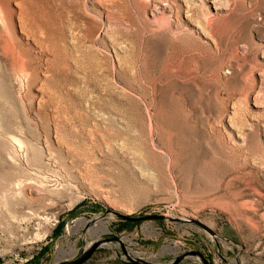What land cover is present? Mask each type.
<instances>
[{"label": "rangeland", "instance_id": "374dc122", "mask_svg": "<svg viewBox=\"0 0 264 264\" xmlns=\"http://www.w3.org/2000/svg\"><path fill=\"white\" fill-rule=\"evenodd\" d=\"M2 1L0 264H264V0Z\"/></svg>", "mask_w": 264, "mask_h": 264}, {"label": "water", "instance_id": "95a60500", "mask_svg": "<svg viewBox=\"0 0 264 264\" xmlns=\"http://www.w3.org/2000/svg\"><path fill=\"white\" fill-rule=\"evenodd\" d=\"M116 215L124 221H146V220H168V219H173L168 216L162 215V214H144V215H139V216H132L128 214H123V213H118L116 212ZM98 217H95L89 221H87L86 225H84V231L83 235L85 237L86 230L93 225V222L97 220ZM188 221L193 222L194 224L198 225L201 227L203 230H205L208 234H210L212 237H217V233L212 230L210 227H208L206 224L196 220V219H189ZM111 241H117L120 243V246L124 252V255L126 256L127 260L126 262H130L131 264H155L152 263L151 261L142 259V258H134L132 257L127 250L125 249V246L121 239L117 236H108V237H103L96 239L92 242L86 243L83 248L81 249L80 253L77 255V257L73 259H61L58 261H55L52 264H84L87 262L93 255L94 253L103 246L104 243L106 242H111ZM190 256H197L199 257L203 264H210L206 258L203 256V254L199 250H189L186 252H183L182 254L176 255L172 261H170L168 264H180L186 257Z\"/></svg>", "mask_w": 264, "mask_h": 264}, {"label": "bare ground", "instance_id": "6f19581e", "mask_svg": "<svg viewBox=\"0 0 264 264\" xmlns=\"http://www.w3.org/2000/svg\"><path fill=\"white\" fill-rule=\"evenodd\" d=\"M10 14L7 13L6 7L3 3L2 0H0V28L1 30L4 32V34L0 33V40H2L4 43L8 44V50L10 51L11 54V60H12V64L13 67L15 69V71L20 75V79H25L26 81L29 80L32 76V70L29 69L27 62L25 63L24 59H23V55L20 51L21 49V44H20V40L15 37L12 36L11 33L8 31L7 29V17H9ZM21 18V15H20ZM21 30L23 31L26 30L27 32H29L30 34H32V27L29 26V24L21 21ZM30 57V55H29ZM28 60L30 61V58H28ZM25 83V82H24ZM33 149V148H32ZM35 157V154L33 152V159ZM17 184H15V186H17ZM13 187L11 186H7V188H3L1 194L2 197L5 196V194L11 190L12 191ZM97 220H95L93 222V227L91 228L90 232L92 234H98V233H108V227L105 223L103 222H97ZM97 222V224H95ZM87 221L86 220H81L78 226H84L86 225ZM76 227V228H77ZM73 229V228H72ZM74 231V230H73ZM61 251V250H60Z\"/></svg>", "mask_w": 264, "mask_h": 264}, {"label": "trees", "instance_id": "16d2710c", "mask_svg": "<svg viewBox=\"0 0 264 264\" xmlns=\"http://www.w3.org/2000/svg\"><path fill=\"white\" fill-rule=\"evenodd\" d=\"M124 223H128V222H124ZM61 229H62V224H59L58 227L55 229L56 230V235H59L60 234ZM35 259H37V258L35 257Z\"/></svg>", "mask_w": 264, "mask_h": 264}]
</instances>
